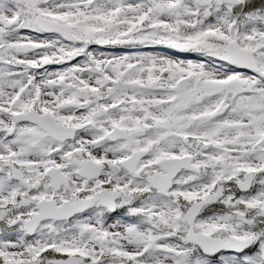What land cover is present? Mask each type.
<instances>
[{
  "label": "snow or ice",
  "instance_id": "obj_1",
  "mask_svg": "<svg viewBox=\"0 0 264 264\" xmlns=\"http://www.w3.org/2000/svg\"><path fill=\"white\" fill-rule=\"evenodd\" d=\"M0 264H264V0H0Z\"/></svg>",
  "mask_w": 264,
  "mask_h": 264
}]
</instances>
